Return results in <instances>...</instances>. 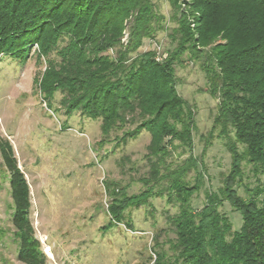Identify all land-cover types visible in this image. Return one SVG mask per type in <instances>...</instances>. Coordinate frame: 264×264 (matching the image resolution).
<instances>
[{
  "label": "trees",
  "instance_id": "1",
  "mask_svg": "<svg viewBox=\"0 0 264 264\" xmlns=\"http://www.w3.org/2000/svg\"><path fill=\"white\" fill-rule=\"evenodd\" d=\"M168 1L176 7L183 0ZM187 6L196 39L187 16H182L179 49L157 62L150 51L133 58L126 57L127 51L116 59L97 56L119 43L130 16L128 51L141 46L155 18L149 0H0V54L25 59L36 46L47 56L57 40L67 36L69 44L61 51V61L57 69L44 74L41 91L45 95L65 91L70 97L64 101L66 108L101 118L104 132L136 113L141 121L132 133L148 131L155 155L168 143L190 136L192 116L185 114V102L176 93L173 62L187 48L204 56L208 91L218 98L214 126L227 136L230 170L221 187L208 192L196 211L187 200L199 189L202 177L199 174L194 186L183 177L197 164L189 158L170 172L169 198L180 202L174 244L179 253L173 262L159 257L156 264H264V185H243L241 168L247 161L254 172L264 174V0H190ZM176 123L182 124V130H177ZM0 158L13 204L17 260L46 264L29 219L27 181L10 143L1 138ZM239 187L246 198L238 195ZM225 202L241 216L238 231L220 212ZM114 212L120 214L119 209Z\"/></svg>",
  "mask_w": 264,
  "mask_h": 264
},
{
  "label": "rangeland",
  "instance_id": "2",
  "mask_svg": "<svg viewBox=\"0 0 264 264\" xmlns=\"http://www.w3.org/2000/svg\"><path fill=\"white\" fill-rule=\"evenodd\" d=\"M149 1L155 18L141 46L128 51L130 16L119 43L98 57L116 59L127 51L126 57L133 58L150 51L155 61L158 57L163 62L179 49L182 16H187L196 39L187 6L190 0L179 1L176 7L168 0ZM68 44L67 36L59 38L47 56L36 46L25 59L0 54V138L10 143L27 181L29 219L46 264H156L159 257L173 262L179 253L174 244L180 202L169 198L170 172L189 158L195 161L196 169L190 168L183 178L194 186L199 174L202 177L199 189L187 200L196 211L208 192L221 187L230 170L227 136L214 126L218 98L208 91L206 58L187 48L174 60L175 90L185 102V114L192 116L190 136L171 143L166 140V149L155 155L148 131L133 134L141 121L136 113L104 132L101 118L66 108L64 101L70 97L65 91L50 95L41 91L44 74L57 69ZM176 128L182 130V124L176 123ZM229 136L233 138V133ZM237 146L241 152L243 147ZM241 168L243 185H264V174L254 172L247 161ZM237 192L247 197L243 187ZM12 205L0 158V264H22L17 260ZM219 209L232 230L238 231L240 214L226 202Z\"/></svg>",
  "mask_w": 264,
  "mask_h": 264
},
{
  "label": "built area",
  "instance_id": "3",
  "mask_svg": "<svg viewBox=\"0 0 264 264\" xmlns=\"http://www.w3.org/2000/svg\"><path fill=\"white\" fill-rule=\"evenodd\" d=\"M160 60H161V58H158V57L156 58V61H157V62H159Z\"/></svg>",
  "mask_w": 264,
  "mask_h": 264
}]
</instances>
